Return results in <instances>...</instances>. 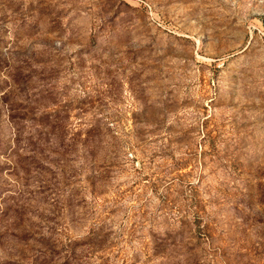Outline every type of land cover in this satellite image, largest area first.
Wrapping results in <instances>:
<instances>
[{"label":"rangeland","instance_id":"obj_1","mask_svg":"<svg viewBox=\"0 0 264 264\" xmlns=\"http://www.w3.org/2000/svg\"><path fill=\"white\" fill-rule=\"evenodd\" d=\"M0 264H264V0H0Z\"/></svg>","mask_w":264,"mask_h":264}]
</instances>
